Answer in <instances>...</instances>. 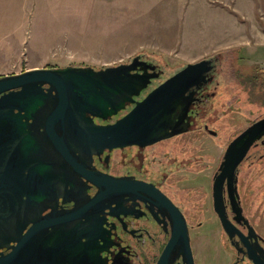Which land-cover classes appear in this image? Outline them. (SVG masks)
I'll list each match as a JSON object with an SVG mask.
<instances>
[{
	"label": "flooded vegetation",
	"instance_id": "1",
	"mask_svg": "<svg viewBox=\"0 0 264 264\" xmlns=\"http://www.w3.org/2000/svg\"><path fill=\"white\" fill-rule=\"evenodd\" d=\"M214 58L206 79L190 86L174 105L165 137L108 148L85 143L70 127L65 146L75 164L47 139L40 100L28 101L26 111L7 114L13 127L3 129L6 138L0 157V255H8L33 223L74 213L37 231L15 264H158L172 235V213H179L188 229L191 264H264V133L234 173L221 181L220 205L234 226L231 233L225 231L214 203V185L228 144L264 116L235 133L229 132L230 116L223 114V107L213 116L210 102L216 89L209 86L220 76ZM137 70L142 72L139 68L132 72ZM173 74L149 76L133 98L142 100ZM218 83L216 79L214 88ZM41 87L42 94H54L47 84ZM223 93L226 96L227 87ZM134 105L129 103L108 118L94 116L93 122L113 123ZM80 166L150 185L157 192L135 186L92 202L101 189L77 170ZM163 197L170 203H163ZM167 264H190L182 243L171 251Z\"/></svg>",
	"mask_w": 264,
	"mask_h": 264
},
{
	"label": "rangeland",
	"instance_id": "2",
	"mask_svg": "<svg viewBox=\"0 0 264 264\" xmlns=\"http://www.w3.org/2000/svg\"><path fill=\"white\" fill-rule=\"evenodd\" d=\"M165 5L154 0H0V76L34 67L100 69L135 56L166 76L189 62L216 57L221 77L215 76L217 88L216 79L209 86L216 89L213 116L223 107L234 133L264 116V46H257L264 27L262 32L245 27L249 18L227 4L212 5L227 13L223 17L203 7L175 20L164 17ZM173 21L175 27L165 32Z\"/></svg>",
	"mask_w": 264,
	"mask_h": 264
},
{
	"label": "water",
	"instance_id": "3",
	"mask_svg": "<svg viewBox=\"0 0 264 264\" xmlns=\"http://www.w3.org/2000/svg\"><path fill=\"white\" fill-rule=\"evenodd\" d=\"M137 68L142 72L138 70L132 72ZM210 70V59L189 62L140 101H135L133 96L138 95L140 90L147 85L149 76H158L159 71H156V65L141 60L139 56L133 57L129 63H120L100 69L89 66L34 67L20 73L2 75L0 76V157L6 138L3 129L13 127V122L7 114L12 115L14 109L18 112L26 111L28 101L38 100L41 103V112L45 113L42 125L47 139L56 144L64 158L69 159L73 164H75L74 158L65 146V138L68 137L70 127L74 129L72 132L75 137L83 139L85 143L100 147L112 148L153 142L166 136L171 110L183 97L185 91L190 86L205 80ZM43 84H47L48 90L54 94H42L41 85ZM129 103H135V105L113 123L102 126L94 124V116L108 118L124 109ZM77 112L87 115L86 119L92 126L91 128H86L81 124ZM263 133L264 118H261L237 135L224 152L219 167L221 171L214 185V203L222 225L228 233H231L234 226L226 218L220 205L221 181L225 176L230 177L234 173L236 166L243 159L251 144ZM77 170L101 189L92 202L115 195L119 189L127 192L135 186L150 194L157 192L150 185L115 178L103 173L89 172L81 166L77 167ZM162 201L166 204L170 203L165 197ZM74 216V213L59 217L49 216L33 223L8 255H0V264H15L19 260L18 256L20 258L19 251L37 231ZM172 217L174 218L171 227L172 235L163 249L158 264H167L168 256L178 243L184 245L191 264L188 229L185 221L179 213H172ZM34 262L23 261V264H34Z\"/></svg>",
	"mask_w": 264,
	"mask_h": 264
},
{
	"label": "crops",
	"instance_id": "4",
	"mask_svg": "<svg viewBox=\"0 0 264 264\" xmlns=\"http://www.w3.org/2000/svg\"><path fill=\"white\" fill-rule=\"evenodd\" d=\"M154 1H166V5L163 8V11L165 12L164 17L167 18L169 17L170 19H174V20L178 19V16L180 15L182 16L185 13H189L192 15L200 11L203 7L206 9L212 8V11L216 16L223 17L224 15H227V13L223 9L213 8L212 7L213 4H219V5L227 4V7L230 6L231 9L235 8L238 12H239L238 7H239V9L243 12L242 15L246 18H249V22L244 26L247 27L248 25H250L252 28H255L256 30H260V32L263 31L262 29L264 27V0H154ZM156 5H158V3ZM157 11L158 10H156V12ZM153 16L154 18H156L159 16V14L155 13ZM171 27H175L174 21L172 22V25L168 23L165 26L164 31L168 33L170 31L169 28ZM245 42L246 41H244L243 43ZM248 42L251 43L250 41ZM257 44L258 47L264 46V37ZM253 51H256V49Z\"/></svg>",
	"mask_w": 264,
	"mask_h": 264
},
{
	"label": "bare ground",
	"instance_id": "5",
	"mask_svg": "<svg viewBox=\"0 0 264 264\" xmlns=\"http://www.w3.org/2000/svg\"><path fill=\"white\" fill-rule=\"evenodd\" d=\"M81 124L86 127V128H91L92 126L89 124V121H87V119L84 117V118H79ZM70 137V136H68Z\"/></svg>",
	"mask_w": 264,
	"mask_h": 264
}]
</instances>
